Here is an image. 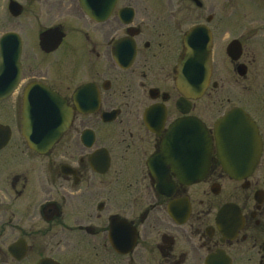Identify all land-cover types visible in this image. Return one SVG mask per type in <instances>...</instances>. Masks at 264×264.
Segmentation results:
<instances>
[{
  "label": "flooded vegetation",
  "instance_id": "af4514ba",
  "mask_svg": "<svg viewBox=\"0 0 264 264\" xmlns=\"http://www.w3.org/2000/svg\"><path fill=\"white\" fill-rule=\"evenodd\" d=\"M6 1L21 12L5 14L11 28L0 41L19 36L21 73L0 100V124L11 129L0 161L15 157L0 169V264H264V110L233 105L210 124L199 114L201 99L177 85L184 36L201 24L212 35L205 95L223 81L218 29L233 80H248L256 54L247 41H264V0H248L260 18L241 32L249 20L241 15L235 37L227 18L198 19L192 6L204 9L200 0H116L112 8L111 0ZM51 29L62 38L47 50L41 36ZM233 41L237 60L227 51ZM29 89L51 91L70 109L69 127L44 154L22 136ZM237 107L262 141L257 165L242 177L225 170L214 141L215 122ZM198 118L212 139L201 168L193 142L176 143L173 132L182 119Z\"/></svg>",
  "mask_w": 264,
  "mask_h": 264
},
{
  "label": "water",
  "instance_id": "95a60500",
  "mask_svg": "<svg viewBox=\"0 0 264 264\" xmlns=\"http://www.w3.org/2000/svg\"><path fill=\"white\" fill-rule=\"evenodd\" d=\"M116 0H111L108 6L112 8ZM199 5L201 2L196 0ZM86 12L96 17V12L87 2L82 3ZM106 7V6H105ZM9 11L17 16L21 12V5L15 1L9 4ZM105 11V10H104ZM103 13H106L104 12ZM62 35L54 30H48L41 36V45L49 50L61 40ZM228 54L237 60L240 48L237 41L228 46ZM21 41L17 34L5 35L0 41V100L6 98L13 90L21 73ZM177 85L182 95L200 99L205 94L212 73V35L208 26L192 27L184 36V51L178 65ZM238 72L243 75L241 65ZM29 89L26 94L23 111L22 134L29 147L38 153L49 151L71 122L70 109L65 101L51 91L41 92ZM38 94V93H37ZM175 141L191 146L197 151L198 167L201 168L203 159L211 155L212 139L206 126L200 119H182L176 123L173 131ZM217 155L225 170L231 175L241 173L246 176L257 165L262 151V141L259 130L242 108H235L218 119L214 125ZM11 138L9 126L0 124V148L7 145ZM10 250L14 251V246Z\"/></svg>",
  "mask_w": 264,
  "mask_h": 264
},
{
  "label": "rangeland",
  "instance_id": "374dc122",
  "mask_svg": "<svg viewBox=\"0 0 264 264\" xmlns=\"http://www.w3.org/2000/svg\"><path fill=\"white\" fill-rule=\"evenodd\" d=\"M200 1L203 3L204 9H198L195 6H192L193 8L197 9L198 19L200 21L206 22L207 17L211 14L215 18L220 20H222L223 18L229 19L228 21H224L223 23L228 24L229 33L232 35V37H235L236 35H238V33H240L239 24L241 15L246 14L245 16H243L245 17V19L246 16L249 17V20L246 19L244 21V24H242L243 26L241 25V32L243 30L244 32L248 30L252 31L254 28H256L257 25V22H255V20L260 18V15L258 13L261 10L256 8L253 4L249 3L248 0ZM262 11L264 13V10ZM7 13H9L7 1L0 0V34L4 30L11 28L5 21V19L7 18L5 14ZM263 16L264 15H262V17ZM31 28L32 27L29 26L27 27V30H30ZM33 28L35 29L36 26ZM218 30L219 39L217 41L218 44H216L215 47V66L217 69H222L224 71L223 81L219 83L216 89H214L211 85L209 92L198 102L199 114L210 124H212L221 113H223L233 105L244 104L246 105V108H249V106L253 108V106L251 105L257 103V105L259 104L260 110H264V41H247L249 50L256 54V61L250 68V71L252 72L251 74H249L250 78L244 82L241 81V83H236L233 80L234 71L232 69V65L222 60V56L226 55L222 47L224 40L221 38V36L224 35V32H221L220 29ZM28 34L29 33L27 32L25 33L26 36ZM255 72H259L258 76L256 75V78L254 77ZM8 121H10L9 123L11 124V126H13V116L9 117ZM15 139L16 138H14V140ZM14 159L15 157L13 152L7 154L5 159L6 161H0V169L3 162L6 164V162L9 161L13 166L15 161Z\"/></svg>",
  "mask_w": 264,
  "mask_h": 264
}]
</instances>
